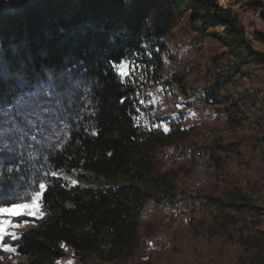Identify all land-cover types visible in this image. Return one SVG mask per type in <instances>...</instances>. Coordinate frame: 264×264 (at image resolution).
Here are the masks:
<instances>
[{
    "label": "trees",
    "instance_id": "obj_1",
    "mask_svg": "<svg viewBox=\"0 0 264 264\" xmlns=\"http://www.w3.org/2000/svg\"><path fill=\"white\" fill-rule=\"evenodd\" d=\"M185 9L193 26L223 27L236 58L264 65L233 8L216 0L0 2V207L29 202L44 184L49 216L4 242L28 264L67 249L78 264L90 253L102 261L134 255L145 203L174 199L155 152L185 133L166 116L149 131L139 96L149 80L170 84L162 38ZM123 62L130 74H121ZM173 78L186 94V78ZM219 94L207 90L202 100L220 104ZM229 109L244 119L237 104Z\"/></svg>",
    "mask_w": 264,
    "mask_h": 264
},
{
    "label": "rangeland",
    "instance_id": "obj_2",
    "mask_svg": "<svg viewBox=\"0 0 264 264\" xmlns=\"http://www.w3.org/2000/svg\"><path fill=\"white\" fill-rule=\"evenodd\" d=\"M216 1L233 8L254 51L264 54V0ZM0 2L7 4L9 0ZM175 20L171 33L162 38L172 55L165 56L163 72L170 84L149 80L139 96L145 113L140 116H145L151 128V120L165 117L170 109L184 116L179 123L185 135L173 137L155 152V164L174 199L165 204L155 200L145 203L141 241L134 255L102 261L90 253L87 264H264V65L236 58L227 45L224 28L193 26L188 9ZM124 64L119 68L121 74L128 70H121ZM175 73L186 78V94L174 80ZM227 76L235 77V82L227 81ZM211 88L219 91L220 104L202 100ZM188 100L201 104V115L192 110ZM236 104L243 113L242 123H236L241 118L238 110L229 109ZM207 142L220 155L212 179L200 192L212 204L188 213L180 203L179 191L187 187L192 176L195 146ZM232 202L243 206L241 211L222 206ZM39 203L36 215L0 216V220L10 219L19 225L7 229L16 233L13 238L49 217L42 211V197ZM9 238L0 241V262L28 264L15 249L5 250V246L13 249L4 244ZM66 252L63 258L46 264H78L72 252Z\"/></svg>",
    "mask_w": 264,
    "mask_h": 264
},
{
    "label": "built area",
    "instance_id": "obj_3",
    "mask_svg": "<svg viewBox=\"0 0 264 264\" xmlns=\"http://www.w3.org/2000/svg\"><path fill=\"white\" fill-rule=\"evenodd\" d=\"M189 103L192 105V110L201 115V104L192 101H189ZM253 109L255 108L253 107ZM141 113H144L143 110H141ZM146 116L149 117L148 115ZM166 117L181 122L184 116L177 109H170ZM141 118L142 121L148 122L144 115ZM146 125L148 130L151 131L150 125L148 123ZM193 156L192 176L186 185L187 187L179 191L180 203L183 205L185 212L188 213L202 211L205 207L212 204L210 198L200 192L212 179L217 161L220 158L219 151L209 142L195 146Z\"/></svg>",
    "mask_w": 264,
    "mask_h": 264
},
{
    "label": "snow or ice",
    "instance_id": "obj_4",
    "mask_svg": "<svg viewBox=\"0 0 264 264\" xmlns=\"http://www.w3.org/2000/svg\"><path fill=\"white\" fill-rule=\"evenodd\" d=\"M128 65L125 63L121 66V70L123 71L124 68H127ZM125 74H130V71ZM53 175H56L53 173ZM75 183V181H73ZM40 189H44L45 185L40 184ZM42 192L37 191L34 196L32 197L31 203H13L10 207H0V216H8V217H18L21 215H36L40 212V200H41ZM9 227H19V225H14L10 219L0 220V241L4 240L5 237H15L16 233L8 232L7 229ZM5 250H13L9 249L5 246Z\"/></svg>",
    "mask_w": 264,
    "mask_h": 264
}]
</instances>
